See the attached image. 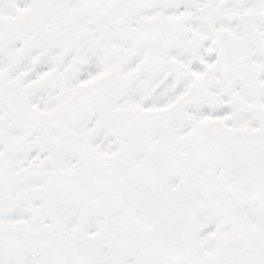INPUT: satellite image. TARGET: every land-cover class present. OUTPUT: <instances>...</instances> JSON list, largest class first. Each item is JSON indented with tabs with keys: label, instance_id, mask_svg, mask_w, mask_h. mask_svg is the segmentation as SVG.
<instances>
[{
	"label": "snow or ice",
	"instance_id": "obj_1",
	"mask_svg": "<svg viewBox=\"0 0 264 264\" xmlns=\"http://www.w3.org/2000/svg\"><path fill=\"white\" fill-rule=\"evenodd\" d=\"M0 264H264V0H0Z\"/></svg>",
	"mask_w": 264,
	"mask_h": 264
}]
</instances>
